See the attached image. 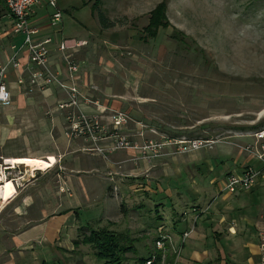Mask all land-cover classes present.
<instances>
[{"label":"rangeland","instance_id":"1","mask_svg":"<svg viewBox=\"0 0 264 264\" xmlns=\"http://www.w3.org/2000/svg\"><path fill=\"white\" fill-rule=\"evenodd\" d=\"M56 1L65 24L63 35L83 44L79 56L85 57L86 50L89 62L71 63L66 56L64 71L54 72L31 64L29 73L16 78L14 89L42 102L36 109L47 128H59L64 149L71 145L79 161L97 164L95 170L84 166L82 172L72 173L66 168L71 155L55 147L61 160L31 178L42 183L48 177L75 175L84 182L98 177L101 183L87 185L93 195L88 199L63 184L57 187L65 193L69 211L76 212L77 230H68V242L46 246L45 264H102L89 246L73 244L89 228L102 227L128 231L135 241L134 254H127L123 264H139L152 253L158 230L169 231L180 212L193 207L217 211L220 196L233 195L223 188L214 195L211 185L196 183L194 165L228 147L234 131L264 123V0ZM162 3L168 27L158 29L155 39H141L151 11ZM45 13L52 11L45 8ZM99 13L111 28H102ZM69 64L75 65V73L68 70ZM51 90L57 98L48 103L51 95H43ZM31 128L29 124V132ZM165 139L214 144L185 155L171 145L159 149L156 157L146 152L148 143L168 142ZM44 143V149H52L50 141ZM8 146L25 151L20 140ZM114 160L117 169L104 167ZM24 171L18 167L16 173ZM196 186L203 188L204 198L192 199ZM13 207H0V244L23 228ZM223 247L216 246L219 251Z\"/></svg>","mask_w":264,"mask_h":264},{"label":"crops","instance_id":"2","mask_svg":"<svg viewBox=\"0 0 264 264\" xmlns=\"http://www.w3.org/2000/svg\"><path fill=\"white\" fill-rule=\"evenodd\" d=\"M48 16L49 14L45 13V7L37 6L33 9L29 22L31 28L38 31L37 35L33 37L36 42L45 39L50 40L47 45L50 70L53 72L64 71L63 59L66 56L70 62L71 59H78L80 64H88L89 58L86 56L88 55L86 50L85 57L79 56L82 47L68 50L63 54L59 52V42L63 39L73 38L63 35L65 24L62 18L56 28H49L47 26ZM21 44L22 37L12 34V20L7 14L3 0H0L1 63H4L13 54L12 46L20 48L16 57L19 67L17 70L9 68L6 75L8 78L5 80L10 102L7 107H0V170L8 168L6 173L8 177L6 176L4 180L11 181L16 192L15 196L5 205L14 204L13 214L18 215L23 224L20 231L9 237L8 246L5 241L1 243L2 245L0 244V264H34V262L45 264L46 246L48 244L53 245L54 241L59 240L68 242L67 239L70 237L67 234L68 230H77L76 212L69 211V201L65 198V193L58 191L57 187L63 184L76 196L83 194L88 199L93 198V195L87 185L96 186L98 182L101 183V180L95 177L84 182L85 180H81L82 176L79 178L75 175H69L63 176L62 179L58 178V180L48 177L46 181L39 183L37 179L31 178L33 174L30 176L26 170L25 173H22L23 175L16 173L19 166L6 165L8 160H45L49 157L55 159L56 165L57 158L60 160L61 158L60 153L54 152L55 147L59 152L66 150L68 156H72L67 159L68 164L66 165V168L72 173L95 170L96 167L94 166L97 164L96 162L87 164L85 160L84 162L79 161L75 155L76 151L71 145L64 149V140L58 135L59 128L55 129V126L47 128L48 122L44 124L43 114L36 109L37 106L40 108L42 102H34L30 96L25 97V93L20 90L21 88H18L19 90L14 89L18 85L15 83L16 78L33 69L27 60L24 48H21ZM66 82L67 85L70 84L68 81ZM54 93L55 90L54 92L51 90L45 93L43 97L51 95L47 97L49 98L47 102H53L57 98ZM29 124L32 127L30 132ZM262 129H264V123L260 127L246 126L234 131L235 134L230 137L232 139L228 147L219 148L216 154L213 153L212 156L205 157L194 165L198 171L197 174L193 175L196 183L202 187L205 186V183L211 185L210 191L215 195L216 192L218 194L222 188L224 189L229 176H239L248 167L259 170V164L240 148L253 144L252 135ZM54 130H56L57 136L56 133L53 134ZM16 140L21 141L25 151H16V147L9 149L8 143ZM46 141H50L51 150L43 148ZM119 156V154L116 155L115 160ZM115 160L104 163V167L109 170L110 165L111 167L115 165V169H117ZM90 161L92 160L90 159ZM226 161L227 164H225ZM84 166L87 169L82 170L81 168ZM52 183H55L56 186ZM202 191L203 188L196 186L192 199L204 198ZM46 200L48 203L45 202ZM62 205L66 207L63 208ZM217 207V211H215L217 208L206 211L193 207L194 213L189 208L174 218L170 230L165 231V233L170 235L174 246L179 248L176 264H221L224 259L226 260L224 264H261L258 235L264 230L262 219L264 212V171L256 179L250 191L238 192L233 195L223 194L219 198ZM160 229L162 230V228ZM189 231H191L189 236L180 244V236ZM61 236L64 237L61 238ZM218 243L224 245L223 251L216 248ZM164 256L166 262H173V254L167 247ZM18 261L19 263H17Z\"/></svg>","mask_w":264,"mask_h":264},{"label":"built area","instance_id":"3","mask_svg":"<svg viewBox=\"0 0 264 264\" xmlns=\"http://www.w3.org/2000/svg\"><path fill=\"white\" fill-rule=\"evenodd\" d=\"M3 4L7 11V14L12 20V34L15 36L22 37L21 48H24V51L27 54V60L33 66L38 69L46 70L48 67V51L47 45L50 43L49 39H45L41 42H36L34 36L37 35L38 31L31 28L30 26V17L33 13V9L37 6H42L48 8L52 11L48 16V25L51 28H56L61 21V12L58 9V4L56 0H3ZM83 44L73 40V39H63L58 44V50L62 54L68 50L77 49ZM20 49V48H19ZM13 54L11 55L10 61L4 65L0 62V106H6L10 102L9 93L5 83V78L7 74V67L11 66L14 70L19 67L17 62V51L18 48L12 47ZM68 70L75 73L76 67L73 64L68 65ZM72 80V77H71ZM74 93V90H71ZM75 98L72 96L70 98V103H74ZM252 137L254 138L253 144L246 145L243 150L249 156H251L258 164L259 170L255 168L248 167L243 170L239 176H229L226 180L224 186V191L229 194H237L238 192H248L251 190L253 185L256 182V179L259 177L262 171H264V129L258 132H255ZM168 142L164 143H148L146 146V151L152 157L157 156L159 149L164 146H175L176 152L180 155H185L190 152H195L203 149L211 148L214 144V141L209 140H186V141H171V139H165ZM12 167V166H11ZM8 168H3L0 170V174L3 178H6ZM194 213L195 210H192ZM264 222V212L262 215ZM189 232H184L180 236V244H182L186 238L189 236ZM157 237L153 242L152 253L142 261L141 264H176L178 259V249L175 248L172 239L169 234L158 230ZM259 250L261 254L262 264H264V230L259 233ZM166 247L173 254V262L168 263L165 261Z\"/></svg>","mask_w":264,"mask_h":264},{"label":"trees","instance_id":"4","mask_svg":"<svg viewBox=\"0 0 264 264\" xmlns=\"http://www.w3.org/2000/svg\"><path fill=\"white\" fill-rule=\"evenodd\" d=\"M93 8V7H92ZM99 23L103 29H109L112 24H106L103 14H98ZM168 22L165 17V5H157L149 15L147 26L143 29L141 39H155L160 28L166 29ZM159 221L160 218H157ZM88 234L73 242L74 246L79 244L89 246L94 253L96 261L102 264H123L127 261V254H134V239H130L128 231L115 232L106 227L89 228ZM153 246V244H152ZM146 258H140L139 264Z\"/></svg>","mask_w":264,"mask_h":264},{"label":"bare ground","instance_id":"5","mask_svg":"<svg viewBox=\"0 0 264 264\" xmlns=\"http://www.w3.org/2000/svg\"><path fill=\"white\" fill-rule=\"evenodd\" d=\"M55 163L56 161L52 157L45 160L19 159L6 161V165L8 166L13 165L14 167H23L29 175H32L33 171H48L53 168ZM15 194L16 192L12 182L4 180L0 174V207L8 203L15 196Z\"/></svg>","mask_w":264,"mask_h":264}]
</instances>
